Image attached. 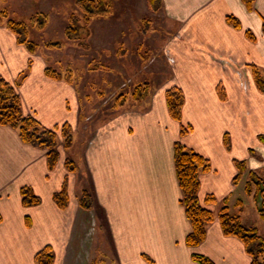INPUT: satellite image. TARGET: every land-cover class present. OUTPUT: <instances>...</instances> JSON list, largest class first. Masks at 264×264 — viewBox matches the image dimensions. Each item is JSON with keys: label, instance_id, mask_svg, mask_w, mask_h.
<instances>
[{"label": "crops", "instance_id": "crops-1", "mask_svg": "<svg viewBox=\"0 0 264 264\" xmlns=\"http://www.w3.org/2000/svg\"><path fill=\"white\" fill-rule=\"evenodd\" d=\"M148 1L115 0L112 40L137 39L134 46L141 49L149 47L145 38H151L157 42L153 48L172 55L173 67L153 93L132 108L127 102L112 110L105 120L82 119L74 88L47 78L41 59L0 26V77L12 84L28 70L16 89L23 112L47 129H59L58 160L49 170L46 150L22 143L17 131L0 124V264H36L35 253L46 246L53 264H89L95 258L103 264H198L192 254L213 264H250L243 244L223 234L217 217L199 246L185 245L191 226L179 203L174 144L210 163V171L199 177V201L213 195L216 203L207 207L216 213L224 199L231 208L244 198L264 236V221L245 192L247 177L233 181L235 160L244 161L248 172L264 171V95L256 90L249 68L264 70V0H254L252 10L242 0H159L155 11ZM227 17L235 18L239 28L229 25ZM143 19L155 28L146 30L142 41L126 26ZM141 62L136 63L140 72L149 66ZM237 72L243 73L247 92ZM174 86L185 99L179 122L169 116L165 99ZM64 123L71 127L68 150L60 132ZM187 125L193 130L181 136V126ZM224 135L229 136L228 150ZM66 159L74 163L73 172L65 168ZM64 182L69 202L62 210L52 196ZM22 187L31 188L41 203L24 207ZM85 191L93 201L90 209L79 206Z\"/></svg>", "mask_w": 264, "mask_h": 264}, {"label": "rangeland", "instance_id": "rangeland-1", "mask_svg": "<svg viewBox=\"0 0 264 264\" xmlns=\"http://www.w3.org/2000/svg\"><path fill=\"white\" fill-rule=\"evenodd\" d=\"M76 1L77 0H0V11L7 14V20L23 23L25 25L27 34L26 41L30 43L32 47V50H30L27 45H22L25 50L35 57L37 55L41 59V63L45 65V69H53L56 74L61 76L60 80L55 81L67 83L74 88L75 92L78 94L79 105L82 109L80 115L82 119L105 120L109 117V113L112 112V110L121 108L127 102H129L132 108V106H135V101L139 102L148 95L149 92L153 93L155 86H158V82L165 79L163 76H169V69L173 67L174 60L168 51L165 52V49H161L162 47H159V49L153 48L151 45L157 42L151 40V38L148 40L145 38L146 44L149 42L148 49L135 48L134 44L140 41L137 39L134 40L130 38L121 41L112 40L113 30L110 19L113 16V9L116 7L114 3L115 0H107L109 4L108 12H103L89 20H86L85 13L78 8ZM152 5L154 9L150 7L148 2L151 11L158 9L159 0H154ZM96 21H99V23L96 24ZM149 21L143 19L141 23L130 24L126 27H129L131 32H133L132 36L137 35L141 39L148 37L146 30L155 28L153 23H149ZM0 26L6 28L4 24ZM135 26L136 28H134ZM15 38L17 41L16 36ZM2 57L7 60L5 53ZM140 60H142L141 65L149 62V66L145 69L146 71L142 70L140 72V69L138 70L136 63ZM32 61L33 60H29L28 66L32 65ZM164 70L166 75H163ZM237 74L239 78L242 79V89L247 92L248 83L243 79V73L237 72ZM143 75L148 78L143 80ZM140 79L141 81H139ZM138 87H140L138 93H143V95L141 94L142 96L140 99L134 100L132 93ZM143 89H145L146 92H142ZM259 93L262 94L261 92ZM217 94L220 100L225 99L220 88L217 89ZM136 108L141 110L138 107ZM183 127L185 130L189 128L187 133L183 136H186L193 130L191 125ZM57 130L59 129L57 128ZM224 136H227L230 146L229 136ZM244 165L246 167L245 162ZM244 175L245 178L247 177L246 182L251 181L250 179L252 178L248 176V169L246 167L244 173L240 174L238 181L234 183H238ZM257 175L260 177L261 182H257L256 185L252 183L250 193L246 191L245 182V192L250 197H253L254 206H256L254 210L259 214L260 219L264 221V217L259 211L261 205L264 209V193H261L264 190V171L257 173ZM257 192H259V195L256 197L255 194ZM205 198L203 203L199 201L200 205L205 208L216 203L215 199V203L208 205L205 203ZM242 199L238 198L235 201V206L231 208L228 200L224 199L222 203L219 204L216 213L210 210L215 214V217H217L218 212L226 207L230 214L238 215L245 226L254 227L259 232L258 226L253 223L256 220V213L250 210L245 202L243 204ZM29 224L30 223H26L27 226H29ZM37 253H35V255ZM94 261L99 262L100 260L95 258L91 260L89 264ZM101 264L103 263L101 262Z\"/></svg>", "mask_w": 264, "mask_h": 264}, {"label": "trees", "instance_id": "trees-1", "mask_svg": "<svg viewBox=\"0 0 264 264\" xmlns=\"http://www.w3.org/2000/svg\"><path fill=\"white\" fill-rule=\"evenodd\" d=\"M254 0H242L247 9L252 10ZM149 5L152 9L154 0H149ZM76 5L85 13L86 20L98 16L101 13L108 12L109 4L107 0H77ZM8 16L5 12L0 11V25L4 24L11 33L17 37V43L27 45L30 50L32 47L26 41V30L23 23H17L7 20ZM227 22L233 28H239V22L233 17H227ZM249 38L250 33H247ZM250 73L253 83L259 92L264 94V70H259L257 67L250 65ZM28 70L20 73L16 81L11 84L0 77V124L10 127L17 131L19 139L22 143L35 148L46 150L47 165L49 170H52L57 164V128L47 129L33 116L23 113L22 102L17 87L26 78ZM45 76L49 79L60 80L61 76L55 73V70L46 68ZM141 87V86H140ZM136 88L132 93L133 99L138 100L143 93H138L139 88ZM146 92L145 89L142 92ZM142 94V95H141ZM167 111L169 116L175 120H181L182 107L184 105V94L178 87H172L165 92ZM191 128V127H190ZM187 130L181 126V136L187 133ZM63 139V148L68 150L72 144L71 127L68 124H63L61 129ZM223 144L226 149L229 147L227 136H224ZM237 169V174L234 177V182H237L240 174L244 173L246 167L244 161H234ZM174 167L175 174L180 190L179 203L184 209L185 217L188 220L191 231L185 237V245L189 248L199 246L205 239L206 227L214 220L215 214L208 208L200 205L198 199V191L200 186V174L206 173L210 169L209 161L191 149L185 148L179 142L174 144ZM65 168L69 172L75 170L74 163L66 159ZM251 181L246 182V191L250 193L251 184L255 185L261 182L260 177L256 172H248ZM264 193V190L263 192ZM21 204L24 207H34L41 203L40 197L35 195L31 188L22 187L20 189ZM259 192L255 194L257 197ZM52 200L59 209H65L69 202V197L66 188V182L59 192L52 196ZM79 206L83 209H90L92 201L89 193L86 191L78 198ZM206 204L215 203L213 195H207L205 198ZM260 213L264 217V209L262 205L259 208ZM217 219L221 226L223 234L227 237L238 239L244 246L246 254L250 258V264H264V236L260 234L256 228L245 226L238 215L230 214L226 207L222 208ZM26 223H29L26 219ZM192 259L198 264H213L208 258L192 254ZM37 264H53V256L49 246L40 250L34 258ZM91 264H101V261H94Z\"/></svg>", "mask_w": 264, "mask_h": 264}]
</instances>
